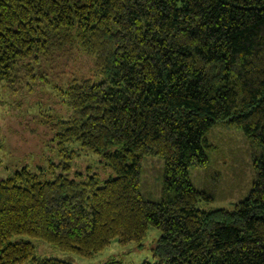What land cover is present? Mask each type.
I'll return each instance as SVG.
<instances>
[{"label":"trees","instance_id":"trees-1","mask_svg":"<svg viewBox=\"0 0 264 264\" xmlns=\"http://www.w3.org/2000/svg\"><path fill=\"white\" fill-rule=\"evenodd\" d=\"M71 66L70 115L50 124L61 168L79 143L112 175L0 176V264H71L13 236L90 258L113 239L139 245L149 226L156 260L141 264H264V150L230 209L199 208L208 195L189 174L206 164L216 123L264 149V0H0V85ZM146 155L163 160V199L139 190Z\"/></svg>","mask_w":264,"mask_h":264},{"label":"rangeland","instance_id":"rangeland-1","mask_svg":"<svg viewBox=\"0 0 264 264\" xmlns=\"http://www.w3.org/2000/svg\"><path fill=\"white\" fill-rule=\"evenodd\" d=\"M79 58L84 60L78 57L76 62L81 61ZM71 67L57 72L49 71L45 76L47 81L41 83L37 78L35 82L17 87L14 91L0 85V176L4 177L22 166L42 173L43 180H51L54 174L60 172H66L71 177L79 172L84 177L93 175L101 183L112 175L100 154L79 143L68 145L76 152L70 170L61 168L60 164L65 160L58 154L50 124L55 118L66 119L70 115L63 90L66 82L81 72L80 68L74 70V66ZM207 140L211 146L206 164L191 167L189 172L193 185L208 195L201 198L197 206L203 209H230L248 194L256 175L253 160L264 149L241 129L228 127L222 122L210 128ZM139 190L145 198L152 200L167 196L161 157H143ZM159 235L158 229L149 226L139 245L135 242L121 245L117 239H113L90 258L60 251L43 240L29 236H13L12 240H28L37 256L58 258L71 264H103L108 260L119 264H141L156 260L152 248Z\"/></svg>","mask_w":264,"mask_h":264}]
</instances>
